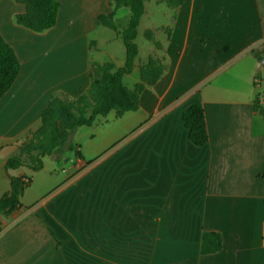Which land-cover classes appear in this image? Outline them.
Instances as JSON below:
<instances>
[{"label": "crops", "instance_id": "0c3cea01", "mask_svg": "<svg viewBox=\"0 0 264 264\" xmlns=\"http://www.w3.org/2000/svg\"><path fill=\"white\" fill-rule=\"evenodd\" d=\"M56 1L55 25L35 33L16 23L24 5L0 0V35L20 63L0 99V198L10 178L29 177L5 163L53 94L76 98L93 64L125 62L120 35L97 25L110 0ZM150 2L137 34L142 23L157 32L164 74L137 111L95 121L110 130L79 128L80 157L42 159L22 207L0 214V264H264V116L253 109L256 98L264 106V0ZM129 18L117 10L118 32ZM139 56L123 82L134 73L140 82ZM196 103L208 134L200 147L182 123ZM204 232L221 235V251L200 254Z\"/></svg>", "mask_w": 264, "mask_h": 264}, {"label": "trees", "instance_id": "16d2710c", "mask_svg": "<svg viewBox=\"0 0 264 264\" xmlns=\"http://www.w3.org/2000/svg\"><path fill=\"white\" fill-rule=\"evenodd\" d=\"M150 0H110V12L97 17V25L110 29L120 35L124 49L125 62L116 69L112 63L93 64L89 73L88 88L78 97L69 98L63 94H53L41 114L40 127L30 133V137L19 147L18 152L7 159L6 170L26 167L31 172L41 170L44 157L56 160L69 151H75L72 135L81 127H90L97 117H105L111 111L118 116L135 112L139 107V98L146 87L155 85L162 77L165 66L162 61L150 58L139 68L140 82L132 88L124 85L123 78L132 73L134 61L138 56L135 43L137 29L144 14V5ZM25 6V12L17 15L18 25L41 33L55 25L59 4L56 0H15ZM168 8L178 9L183 0H159ZM127 8L130 18L127 27L118 32L114 22L117 10ZM153 41L151 31L147 32ZM155 48L160 44L154 42ZM264 67V55L260 57ZM20 72V63L13 50L0 35V99L10 90ZM254 111L264 116V106L256 98ZM182 123L188 131V137L195 146H203L208 140L204 110L200 103L185 109ZM80 157L79 152L75 151ZM30 184L29 177L10 178V193L0 198V214L9 215L19 210L21 197ZM222 249V238L216 232H204L200 241V254H215Z\"/></svg>", "mask_w": 264, "mask_h": 264}, {"label": "rangeland", "instance_id": "374dc122", "mask_svg": "<svg viewBox=\"0 0 264 264\" xmlns=\"http://www.w3.org/2000/svg\"><path fill=\"white\" fill-rule=\"evenodd\" d=\"M150 2V1H149ZM159 2V0H158ZM152 4V0L150 2ZM151 6V5H150ZM152 8V7H151ZM122 25V24H121ZM147 26V23H142L141 27H140V30H139V33L137 34V37L135 39V43L140 51V56L138 57L137 60H139L140 63H143L141 66H143L147 61L148 59L150 58H155V52H158V50L155 48V45H154V36L157 32H152L153 34V41L149 40L148 37H147V32L148 31H144L145 27ZM160 37H157V39H160ZM123 45H121V56H123L122 52H123ZM118 51V50H117ZM160 54V53H159ZM148 55L150 56L148 59ZM154 55V56H153ZM105 56H103L102 59H106L104 58ZM147 59V60H146ZM140 66V67H141ZM139 67V68H140ZM138 79V74L134 73L133 75H130L127 79H125L124 81V85L128 88H131L134 83L137 81ZM262 96L264 97V91L262 92ZM102 118L103 117H98L96 118L95 121L97 120H101L102 121ZM102 127H103V130H110V126H109V123H102ZM101 126H99V122L98 123H95L92 125V128L91 130L92 131H97L98 128L101 129L102 128ZM79 129L75 131V133L72 135V143L74 146H78V143H77V140H78V136H79ZM69 152H73V151H69ZM68 153V152H66ZM91 166H93V161H89L87 163V168H90ZM12 172H15V171H12ZM26 173L30 176H34L35 180H36V183L39 179L38 175H33V173L30 171V170H27ZM77 174V173H76ZM37 185V184H36ZM29 191V190H28ZM30 192V191H29Z\"/></svg>", "mask_w": 264, "mask_h": 264}]
</instances>
